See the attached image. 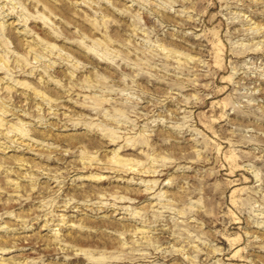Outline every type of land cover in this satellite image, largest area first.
<instances>
[{"label": "rangeland", "instance_id": "374dc122", "mask_svg": "<svg viewBox=\"0 0 264 264\" xmlns=\"http://www.w3.org/2000/svg\"><path fill=\"white\" fill-rule=\"evenodd\" d=\"M0 264H264V0H0Z\"/></svg>", "mask_w": 264, "mask_h": 264}]
</instances>
